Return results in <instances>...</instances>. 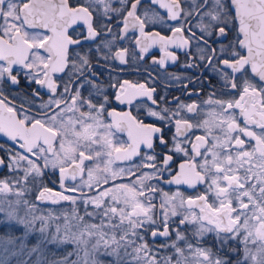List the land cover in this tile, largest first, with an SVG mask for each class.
I'll use <instances>...</instances> for the list:
<instances>
[{"label":"snow or ice","instance_id":"6c2138e0","mask_svg":"<svg viewBox=\"0 0 264 264\" xmlns=\"http://www.w3.org/2000/svg\"><path fill=\"white\" fill-rule=\"evenodd\" d=\"M0 264H264V0H0Z\"/></svg>","mask_w":264,"mask_h":264},{"label":"flooded vegetation","instance_id":"af4514ba","mask_svg":"<svg viewBox=\"0 0 264 264\" xmlns=\"http://www.w3.org/2000/svg\"><path fill=\"white\" fill-rule=\"evenodd\" d=\"M191 87V85L189 86ZM183 98V97H182ZM117 110H126L124 105L114 104L113 105ZM135 114V113H134ZM126 139V137H124Z\"/></svg>","mask_w":264,"mask_h":264}]
</instances>
